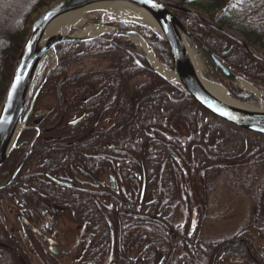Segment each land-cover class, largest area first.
<instances>
[{"label": "trees", "instance_id": "obj_1", "mask_svg": "<svg viewBox=\"0 0 264 264\" xmlns=\"http://www.w3.org/2000/svg\"><path fill=\"white\" fill-rule=\"evenodd\" d=\"M54 1L56 0H44L43 4H38L37 10ZM228 1L194 0L191 3L205 12L217 11L219 17L209 19L210 22L227 29L228 26H224L229 21L226 12L240 5L238 0H233L231 3ZM177 16L187 17L185 14H177ZM247 20L244 17L242 20H237V23L247 27L252 21ZM189 24L187 26L196 32V35L205 36L202 38L203 42L228 69L264 89V65L259 60L239 45H236L238 50L223 56L222 53L234 45L230 38L209 26L204 25L203 30L194 21H190ZM25 26L26 24L15 38L20 37L23 40ZM141 30L142 36L151 45L159 61L165 66L172 67L166 43L150 31L143 28ZM253 37L259 39L254 35ZM207 39L209 41H206ZM22 40L18 41L20 43L16 50L8 46L0 51L1 58L7 59L11 51L14 53L10 62V72ZM255 42L264 48L262 42L259 40ZM8 44L13 46L14 43L10 40ZM127 50L132 51V45L128 42H120L116 51L110 53L111 55L102 54L101 59L111 61V68L108 72L100 73L93 80L90 75H85L60 83L56 82L58 80L56 75L49 77L39 97L40 99L47 90L81 88L80 85L83 83L85 87L88 85V89L105 90V93L100 95V97L106 95L105 101L100 102L103 106L110 98H114L112 109L115 114L114 128L99 137L98 152L101 154L100 170L111 169L115 175H118L121 189L115 197H109L111 206L108 208L91 206L86 204V200L83 206L76 205L73 208L76 221L85 223L84 235L88 241L83 258L78 264H264V249L259 250L255 247L250 233V229L255 227L257 237L264 243V188L259 200L260 216L257 218V224L248 226L230 240L202 244L195 240L196 236L188 237L186 232L184 233L185 230L180 231L175 228L173 214L171 215L172 210L178 207V176L182 174L186 177L192 172H197L213 178L222 170L235 165L262 164L264 136L228 125L207 113L176 86H172L139 65L132 57V53ZM137 76L146 77L149 82L131 90L130 82ZM7 81L9 82V79ZM6 90L5 86L4 91L0 93V104ZM229 94L241 102H247L252 98L251 93L237 92V90H232ZM39 99L34 113L38 110ZM33 117L32 115L29 121H33ZM177 126L184 127L188 133L184 141ZM34 133L28 129L21 134L18 148L0 171V186L21 160L26 152L24 150L27 148L26 144L31 142ZM44 143L41 138L34 144L32 153L19 175L6 190L0 192V207L1 200L6 199L16 207L30 211L29 206H35L36 199V208L46 211L44 204L46 201L39 202L37 197H33L35 194L32 188H43L46 191L44 186L48 187L52 184L43 176H29L30 174L25 175L24 172L33 161L40 171L46 173L49 169L47 163L50 154ZM69 154H71L69 149L60 150L55 156L56 167L66 164L63 159ZM141 159L144 160L146 170L147 190H145V200L142 206H139L137 188L140 190L142 185ZM66 191L71 193V190ZM55 192L64 197L60 188ZM72 194L70 195L74 198L68 196L66 200L79 201L78 196ZM58 205L65 206L62 198L59 199ZM28 234L33 239L34 248L39 250L37 252L42 257L44 253H41L38 242L34 241V236L30 232ZM0 243L7 246V248L0 247V264H23V260L31 264L17 240L7 232L1 219ZM178 243L184 245L186 251L182 257L176 256ZM136 253L138 257L134 259ZM46 258L45 264H58L55 259Z\"/></svg>", "mask_w": 264, "mask_h": 264}, {"label": "rangeland", "instance_id": "obj_2", "mask_svg": "<svg viewBox=\"0 0 264 264\" xmlns=\"http://www.w3.org/2000/svg\"><path fill=\"white\" fill-rule=\"evenodd\" d=\"M59 1L61 0L47 3L45 7L37 10L38 4H43L44 0H0V51H2L4 48H7L8 46H11L12 50H16L15 48L19 47L20 42L18 41L22 39H20V37L15 38V36L21 33L24 25L26 24L23 31L24 38L19 50V52H21L28 38L33 20H35L43 12L44 9H48V7H50L52 4H55ZM192 1L194 0H162V2H168L165 4L183 6L186 9L197 11L198 14H200L204 19L208 21L211 18L217 19L219 17V13L217 11H202V9L192 5ZM232 1L233 0H229L228 2L231 3ZM238 1L240 5H238L237 8L226 12V15L228 16L227 20L229 21L228 23L224 24V26H228L226 29L227 31L225 32L238 38L240 42L252 46L254 52H257L259 53V55L264 56V48L257 42H255L259 40L264 44V0ZM237 17L241 20L245 17V19H248L247 21H252L248 23V26L246 27L241 23H237V20H239ZM119 23L120 22L113 21V25L116 24L118 26ZM122 23V26L126 25L124 24L125 22ZM107 24L108 22H104V25ZM253 35L258 37L259 39H255ZM121 38L124 40H121ZM121 38L120 42H128L130 43V45H132L133 50L131 52L132 57H134L135 61H141V63L145 65V61L143 62L140 57L144 56L142 49L138 47V45L135 44L131 39L123 37ZM10 40L13 41V46L11 44H8ZM232 41H234V44H240L233 39ZM151 52L152 54H156L152 50ZM10 53L11 54L8 59L6 57L1 58L0 56V93L4 91L5 86L6 88H8L12 78L15 61L20 54L17 52L18 54L13 63L12 71L10 72V62H12L14 55L12 51ZM51 55H53V53L50 54L45 61H43L44 63L42 65V68L53 65V63L56 62L55 56ZM156 58L157 57H155V59ZM156 60L159 61L158 58ZM159 62L161 65L167 68L164 63H162L161 61ZM105 66V63L104 65H102L101 62L97 59H90L87 60L86 66L82 70L76 66L71 71L67 72V74L69 78H71L74 76V74H76V72L81 71L82 73H85L87 70L98 71L100 68H103ZM218 78L221 82L220 84L223 85L222 87L228 93L232 92V90L248 93L247 90L245 91L241 88L233 86L232 84H226V82L221 77L218 76ZM8 79L9 82L7 81ZM244 81L253 86L252 89L254 90L255 94L252 95V98L248 102L238 101L244 104H257V95L261 96L262 93L258 92L252 82L248 80ZM148 82L149 80L146 77H134L130 82L131 90L141 84H148ZM68 89H73V87H69ZM39 97L37 98L36 103ZM104 97H106V95H102L100 98L104 99ZM231 98L235 99L234 97H232V95ZM39 100L40 101L37 110L38 115H35V117H33V120H35L36 118L39 119L41 117H46V112L48 111V108H50V106L55 108L54 112L60 111L57 108L58 99L56 98V96H45V94H43ZM177 130L179 131V134L184 141L188 136L187 131L182 126H177ZM40 139L41 137L37 141H39ZM24 150H26L27 152V148H25ZM35 164L36 163H34L33 161L32 164L27 169H25V175L30 174V171L33 170L39 171L38 168H35ZM111 175L114 179L115 185L118 187V185L120 184L118 182L120 181L118 175ZM181 175L177 177L178 207L172 210L171 215L173 214V226L180 231L185 230L184 233L186 232V236H196L195 240L200 241L202 244L210 242L218 243L233 239L241 231L247 229L248 226L257 224V218H259L260 216L259 200L263 195L264 188V163L248 164L245 166L235 165L232 168L222 170L219 175H216L213 178H208L207 176H204L197 172H192V174L186 177ZM103 181L108 185L110 184V182H108L109 178L107 175L103 177ZM161 189L162 187L160 188V190ZM140 190L137 188V192H140ZM145 197L146 196H144V198ZM1 201L0 219L2 220L7 232L17 240V242L21 246V249H23L26 255V259L29 263L45 264V259H47L46 257L49 256L47 248L43 243L41 244V241L37 238V241L40 242L38 243L40 246L39 248L42 249L41 253H44V255L41 257L36 248H34L35 244L33 242V239L30 238L28 231L26 230V228H24L25 226L20 219V217H27L25 215V211L27 209L16 207L6 199H3ZM58 214L59 215L55 220L52 217L47 216L46 212H39V216H33L35 225L40 232H42L43 234H47L48 237L53 236L51 235V233H49V231H54L55 234H58L57 236H55V240L59 244V250L66 253L64 254V256H60L58 258L59 264H76V257L81 255L82 249L84 248L85 244H87V238L85 237V235H83L82 226L73 221L69 213L58 212ZM262 224L263 222H261V225ZM250 233L252 235V240L255 247L261 249L264 248L263 242L260 241L257 237L258 234L255 230V227L250 229ZM0 247L7 248V246L3 243H0ZM176 253L177 257H182L184 254H186L184 245L181 246V243H178ZM137 257L138 254L136 253L133 258L136 259ZM22 263L27 264L24 260L22 261Z\"/></svg>", "mask_w": 264, "mask_h": 264}, {"label": "water", "instance_id": "obj_3", "mask_svg": "<svg viewBox=\"0 0 264 264\" xmlns=\"http://www.w3.org/2000/svg\"><path fill=\"white\" fill-rule=\"evenodd\" d=\"M104 4H109V6L116 4L129 7L139 12L140 15H146L149 18L151 23L148 27L137 23H130L147 28L167 44L170 53L169 56H171L172 61V70L170 69L169 71L174 72V75L177 78V84L172 83L162 76L151 65L150 67L158 77L166 80L174 87L176 86V88L181 90L187 96H190L198 106L215 118L249 133L264 136V110L259 111L243 108L238 105L227 104L213 95V93L208 90L207 86L204 85L203 78H208L216 84L223 86L220 84L219 76L226 82V84H232L233 86L244 89L240 86V83H238L244 80L231 72L218 59V57L205 46V44H202L203 42H201L186 25L182 24V22L172 14V10H179L189 15L193 14L206 25L223 34L225 33L229 38L239 42L248 50V52L253 54L248 49L246 43L244 44L243 42H240L238 38L225 32L218 26L208 23L195 11L174 6L172 4H163L157 0H151L150 3L145 2V0H61L52 4L48 9H44L43 12L33 20L28 38L15 61L12 78L7 91L4 94L5 96L0 109V171L17 148L16 145L18 144L20 135L23 131L28 129L26 127L28 119L34 109L41 88L43 87L42 84L31 100V92L33 91L35 84L34 82L43 61L50 53L62 44L87 43L98 39V36L93 35L80 36L76 31H73L76 28H70L66 34L51 35L48 34L49 29H51L59 19L65 16ZM100 26L104 27V22H100ZM117 34L123 37H132V35H134L144 40L142 36L135 31H117ZM148 48L150 49L149 46ZM230 51L231 49L228 52ZM228 52L225 53L227 54ZM193 56H196L195 59L200 61L199 64L202 65L201 70L194 65ZM254 56L256 59L258 58L264 62V59L257 55ZM18 78L19 82L17 83ZM14 84L16 86V91L11 93ZM257 90L258 92L261 91L258 88ZM10 93L11 97L9 98ZM28 105L29 108L25 113ZM224 113L227 114L225 115ZM77 121H80V119ZM77 121H74L73 124ZM38 136L39 133L34 138L33 142L29 144L27 152L16 165L7 181L0 186V192L6 190L22 170L32 152V146L36 142ZM141 165L143 186L140 195V204L143 203L142 200H144L146 192V172L143 161ZM47 177L57 185L68 186L66 183L55 181L49 176ZM21 222L24 224V228L29 232L42 236L26 219L21 218ZM43 241L48 243L50 251L57 255L56 249L54 248L55 242L48 238L43 239Z\"/></svg>", "mask_w": 264, "mask_h": 264}, {"label": "flooded vegetation", "instance_id": "obj_4", "mask_svg": "<svg viewBox=\"0 0 264 264\" xmlns=\"http://www.w3.org/2000/svg\"><path fill=\"white\" fill-rule=\"evenodd\" d=\"M174 14H183L182 12L175 10ZM186 15V14H185ZM180 16V19L184 24L190 25V21H194L198 23L199 28L204 30V23H202L197 18H192V16L186 15ZM212 23V22H210ZM214 24V23H213ZM119 31H128L132 29V27H126L119 25ZM199 29V30H201ZM196 34V32H194ZM204 38V35H197ZM120 38L115 33L107 34L99 37L98 39L88 42V43H67L60 46L57 50H55V65L43 67L41 72L39 73L37 80L35 82L34 94L35 92L40 89L43 83H46L49 77L56 75V82H65L67 79H74L80 78L85 75H90L91 80L94 79L95 76L99 75L103 72H108L111 68V61L106 59H101L100 56L102 54L111 53L116 51V47L120 44ZM121 40H124L121 38ZM203 41V40H202ZM206 41H209L208 39ZM215 40H213L214 42ZM234 42V41H233ZM236 43L231 45L228 50L231 49L228 54H230L233 50H238L236 47ZM242 46V44H238ZM244 49L245 47L242 46ZM227 50V51H228ZM247 49H245L246 51ZM128 51V50H127ZM131 52V51H128ZM223 56L228 55L222 53ZM111 55V54H110ZM99 60L102 65L106 64L105 67L100 68L98 71H91L87 70L85 73L83 72H76L73 77L69 78L67 72L71 71L76 66L79 69H83L86 66L87 60ZM97 74V75H96ZM46 81V82H45ZM58 83V84H60ZM81 88L74 87L73 89H52L45 91V96L50 95L58 99V110L59 112L55 111L53 107L50 106L48 111L46 112V117L36 118L35 120L28 121V129L32 132H35L31 142H27V149L29 144L32 143L34 137L39 133V137H41L46 144V149L49 152L50 159L47 163L49 169L45 172L42 171H30V175H39L43 176L48 180L52 185L51 186H44L46 191L43 188H32L33 194L37 197L38 201L45 200V210L40 211L36 208L37 200L35 199V206L30 207V211H25V215L27 217H20L26 219L31 225H33L37 230L38 228L35 225L34 215L39 216V212L43 213L46 212L47 216L52 217L53 219H57L59 215L58 212L61 213H69L71 215L73 221L77 224L82 226L83 228V235L84 233V222L76 221L75 219V212L73 208L75 206H83L86 200V204L93 205L94 207H105L108 208L111 206V200L109 197H115V194L121 189V185L119 184L118 187L114 183V179L111 174H115L112 172L111 169H104L103 171L100 170V158L101 154L99 151V137L114 128L115 124V114L112 112L114 108V101L109 99V102L103 106L102 103L106 99H100V95L105 93L104 89H88V85L85 87L83 83L80 85ZM98 86V85H96ZM44 87V86H43ZM43 89V88H42ZM42 89L40 93L42 92ZM39 93V96H40ZM48 93V94H47ZM113 93V92H112ZM38 96V97H39ZM35 109V106H34ZM34 109L30 115L35 117L37 116V112L34 113ZM57 112V113H56ZM79 113V114H77ZM113 115V116H112ZM29 118V119H30ZM80 121H77L79 120ZM74 121H77L73 124ZM113 133H111L112 135ZM37 140L35 143H37ZM34 143V144H35ZM34 145L32 147V150ZM71 150V154L64 157V161L66 164L62 166L56 167V158L55 156L60 153V150ZM53 152V154H52ZM93 153V154H91ZM54 156V157H52ZM54 158V160H53ZM63 158V157H62ZM61 159V158H60ZM144 159V157H143ZM142 159V160H143ZM56 167V168H55ZM37 169V167H35ZM107 175L109 178L110 184H106L103 181V177ZM47 176L51 177L55 181H60L66 183L68 186H61L57 185L55 182L51 181ZM56 187L62 190V195H58L55 191H58ZM45 191V193L42 192ZM66 190H71L67 192ZM73 193V194H72ZM72 195H77L79 201L75 200H66L69 196L74 198ZM140 194V193H139ZM146 196V193H145ZM62 198L65 202V206H60L59 199ZM107 204V205H106ZM60 206V207H59ZM140 206V205H139ZM38 207V206H37ZM39 231V230H38ZM40 232V231H39ZM51 235L43 234L40 232L42 236L38 234H33L34 241H37V238L43 243L47 248L48 254L50 259H55L58 262V258L60 256H64L66 254L64 251L61 252L59 250V244L55 240L54 231H49ZM174 237L176 235L173 234ZM86 237V235H85ZM48 238L51 241L55 242L54 248L56 249L57 255L52 253L48 247V243L44 242L43 239ZM54 238V239H53ZM87 238V237H86ZM259 238V237H258ZM260 240V239H259ZM261 241V240H260ZM38 242V241H37ZM40 243V242H38ZM88 243V241H87ZM264 244V243H263ZM87 246V244H85ZM85 246L82 249L81 255L76 257V264L81 262L83 258V253L85 251ZM259 250H263L264 248H258ZM42 250V249H41ZM39 251V250H37ZM59 264V262H58Z\"/></svg>", "mask_w": 264, "mask_h": 264}, {"label": "bare ground", "instance_id": "obj_5", "mask_svg": "<svg viewBox=\"0 0 264 264\" xmlns=\"http://www.w3.org/2000/svg\"><path fill=\"white\" fill-rule=\"evenodd\" d=\"M113 21H123L126 23L132 22L144 25L146 27H148L151 23L146 15H140V13L134 9L116 4L110 6L109 4H104L90 7L86 10L59 19L51 27V29H49L48 34H66L70 28H76L77 34L80 36L93 35L101 37L102 34H114L116 31L110 28L101 27L100 22L113 23ZM130 39L144 51V54L149 59L152 67H154L157 72H159L172 83L177 84V78L174 75V72L169 71L167 68L161 65L158 60L155 59L144 40L134 35H132V37L130 36ZM195 57L193 58L194 65H196L201 70L202 65L199 64L200 61L195 59ZM203 80L204 85L207 86L208 90H210L213 95L227 104L238 105L243 108L255 109L259 111L264 110V102L261 100L260 95H257V104H241L231 99L229 94H227L228 92L219 84H216L208 78H203ZM238 83H240V86L245 89L251 88V86L244 81H240Z\"/></svg>", "mask_w": 264, "mask_h": 264}, {"label": "snow or ice", "instance_id": "obj_6", "mask_svg": "<svg viewBox=\"0 0 264 264\" xmlns=\"http://www.w3.org/2000/svg\"><path fill=\"white\" fill-rule=\"evenodd\" d=\"M145 2H148V3H150L151 2V0H145ZM19 82V78L17 79V83ZM16 91V86H15V84L13 85V87H12V90H11V93H14ZM11 93L9 94V98L11 97ZM225 115L227 114V113H224Z\"/></svg>", "mask_w": 264, "mask_h": 264}]
</instances>
